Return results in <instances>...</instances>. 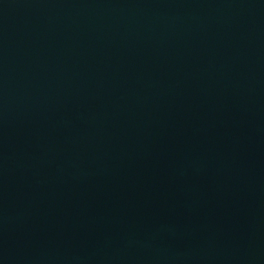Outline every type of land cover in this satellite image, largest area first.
Here are the masks:
<instances>
[{"label": "water", "instance_id": "95a60500", "mask_svg": "<svg viewBox=\"0 0 264 264\" xmlns=\"http://www.w3.org/2000/svg\"><path fill=\"white\" fill-rule=\"evenodd\" d=\"M0 264H264V0H0Z\"/></svg>", "mask_w": 264, "mask_h": 264}]
</instances>
